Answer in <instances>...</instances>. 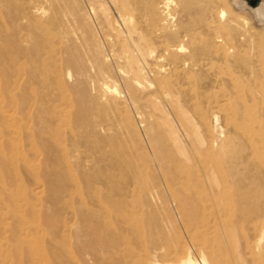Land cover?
<instances>
[{
	"label": "bare ground",
	"instance_id": "bare-ground-1",
	"mask_svg": "<svg viewBox=\"0 0 264 264\" xmlns=\"http://www.w3.org/2000/svg\"><path fill=\"white\" fill-rule=\"evenodd\" d=\"M43 1L0 0V74L12 92L14 133L20 134L22 122L28 125L27 145L46 156L53 200L66 195L71 159L79 151L75 142H60L65 127L71 123V134L105 154L111 116L133 112L160 145L152 165L160 172L158 183L173 190L203 248L198 258L185 247L169 249L176 259L161 262L166 247L153 243L138 264H264V76L241 56L255 51L242 24L228 17L220 0H109L115 26L101 0H88L104 51L93 32L79 33L83 26L60 27L66 14L59 0H51L56 11L44 19ZM242 5L264 19V0ZM235 64L242 70L234 71ZM221 115L229 130L220 126ZM91 173L84 177L94 193ZM108 178L109 189L118 190ZM156 183L146 201L160 199ZM112 197L107 191L105 198ZM7 200L29 202L14 192ZM221 202H235L234 225L223 219L228 209ZM81 205L64 202L60 209V264H110L107 257L127 245L141 246L148 231L126 202ZM0 264L41 263L32 251L0 257Z\"/></svg>",
	"mask_w": 264,
	"mask_h": 264
},
{
	"label": "rangeland",
	"instance_id": "rangeland-1",
	"mask_svg": "<svg viewBox=\"0 0 264 264\" xmlns=\"http://www.w3.org/2000/svg\"><path fill=\"white\" fill-rule=\"evenodd\" d=\"M101 1L103 6L108 9L115 26H117V17L112 11L109 0ZM242 1L220 0V5L227 10L229 18L239 21L240 25L242 24V30L247 35L246 39L250 41L248 46L255 48L251 55L241 51V56L247 57L258 74L264 76V19H260L250 6H243ZM41 3L40 6L43 5L42 9L45 10L42 16L44 19H48L55 13L56 4L46 0ZM59 4L63 14L67 15L61 17L60 27H64V30H71L83 26V29H79V33H82V30L93 32L95 34L94 39L103 43H101L103 50H108V46L102 38L100 27L90 11L91 5L88 0H59ZM73 21L77 23L74 24ZM71 22L73 24H70ZM10 31L6 30L7 34ZM58 37H63V34H59ZM251 38L253 39L251 40ZM227 39L225 36L223 42H219V44L223 46ZM61 46L63 44H58L56 48ZM233 70L241 71V65L235 64ZM7 81L8 78L0 74L1 258L6 255L30 254L32 251H36L41 264H60V240L56 224L58 219L62 217L60 209L64 202H76L84 207L89 202H126L129 209L136 210V216L142 219L148 233L142 238V244L138 248L127 245L122 251L107 257L110 264H138L144 258L147 249L150 253L152 252L151 245L153 243H159L166 247L161 253V262L174 261L176 255L170 254L169 249L174 250L177 247H185L191 250L197 258L200 256L203 248L194 238L188 225L190 216L183 211L173 190L164 184L161 185L160 172L152 167L155 163V151H158L160 145L155 142L153 131L147 128L145 123L143 124L142 119L133 112L111 116L109 121L111 140L107 143L105 154L99 153L89 147L83 139L71 134L70 129L73 126L69 123L70 125L65 127L68 134L61 136L60 142L66 144L75 142L79 146V151L71 159L72 169L69 173L68 191L66 195L62 194L54 201L47 182L46 156L38 147L40 142L35 140L38 154L37 151L31 149L32 145H27L25 140L26 135L33 130L22 122L21 127H19L20 134L17 136L12 126L14 122L8 119L9 115L14 113V107L11 104L12 92ZM117 84L120 85L118 86L120 88L121 82L119 81ZM219 124L223 129L229 130L231 128L224 115L220 116ZM113 129L116 131L114 132ZM202 131L206 136L209 135L204 128ZM221 139L223 140L224 137ZM110 168H114L113 172ZM84 172H92V180L97 190L94 193L89 191V184L84 177ZM139 173H141L140 178L136 182ZM110 175L118 182V190L109 189L110 178L108 176ZM159 181L161 184L158 183ZM153 183L158 184L160 199L146 201L145 193L147 189L152 187ZM107 191L113 196L112 201L105 198ZM13 192L16 195L25 194L29 202H9L7 198ZM221 203L222 208L228 209L223 219L230 225H234L237 219L233 210L235 202ZM191 205L200 208L201 202H191ZM214 208L216 209L214 206L211 207L207 212H212ZM66 216L72 219L70 224L76 223L74 230L77 229V226L79 229V224L74 220V217L71 218L69 214ZM150 227L152 230L149 234ZM82 239L83 242L85 239ZM133 250L136 253L133 258L129 259L128 257ZM16 259L20 262L19 257ZM85 264L96 263L87 262Z\"/></svg>",
	"mask_w": 264,
	"mask_h": 264
},
{
	"label": "water",
	"instance_id": "water-1",
	"mask_svg": "<svg viewBox=\"0 0 264 264\" xmlns=\"http://www.w3.org/2000/svg\"><path fill=\"white\" fill-rule=\"evenodd\" d=\"M246 1L249 3V5H251L252 7H255L259 4L261 0H246Z\"/></svg>",
	"mask_w": 264,
	"mask_h": 264
}]
</instances>
